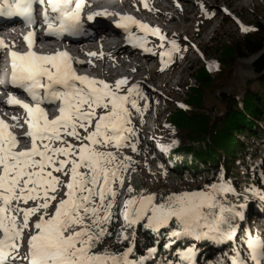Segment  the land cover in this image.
<instances>
[{
    "label": "snow or ice",
    "instance_id": "1",
    "mask_svg": "<svg viewBox=\"0 0 264 264\" xmlns=\"http://www.w3.org/2000/svg\"><path fill=\"white\" fill-rule=\"evenodd\" d=\"M142 3L151 10L147 0ZM86 6L91 7L86 0H0V20L19 19L33 29L23 37L29 49L26 53L11 50L15 44L9 46L0 39V58L3 51H9L13 89L32 101L24 102L16 93H9L7 100L9 106H19L25 113L30 148L17 150L20 141L11 129L23 127L19 118L12 117V125L0 118V264L18 260L26 264H148L161 238L164 249L175 251L179 264H199L197 245L201 241L230 246L231 251H224L209 264H264V237L250 229L242 237L240 234L250 198L264 209V187L246 184L238 189L223 173L218 176L219 183L206 185L203 190L160 197L129 186L120 213L123 225L117 234V242H126V246L119 252L108 248L96 251L106 237L113 235L109 229L117 219L119 191L129 170L135 172L133 165L139 163L124 149L139 154L133 110L142 117L148 106L142 107L140 101L146 102L149 97L138 84L122 91L129 85L127 77L113 85L79 75L74 64L84 62L74 60L66 50L54 54L34 50L40 27L38 10H42L46 36L77 38L86 35ZM113 15L119 16L114 27L122 30L131 47L152 52L147 47L150 35L159 38V47L165 46L166 37L160 29L131 15L101 10L89 13L86 19L98 23L97 17ZM133 28L144 35H137ZM168 43L171 47L162 59L166 56L165 62L172 63L173 54L181 49L176 40ZM88 55L104 58L103 52ZM57 104L59 114L50 119L44 105ZM69 137L78 143H72ZM177 145L173 140L171 145L159 148L168 153ZM251 167L259 168L260 184L264 185V158ZM230 196L244 203H233ZM29 202L34 206L22 207ZM53 202L55 209L50 213ZM33 217L37 219L31 223ZM138 226L153 235L152 245L143 253L137 249ZM26 233H30L28 251L21 255ZM185 240L192 243L174 248Z\"/></svg>",
    "mask_w": 264,
    "mask_h": 264
},
{
    "label": "rangeland",
    "instance_id": "2",
    "mask_svg": "<svg viewBox=\"0 0 264 264\" xmlns=\"http://www.w3.org/2000/svg\"><path fill=\"white\" fill-rule=\"evenodd\" d=\"M126 1L125 2L137 12L138 19L140 17L144 18V16L146 15H152L156 11V9H168L170 14L178 19L177 23L179 24H176L175 26H178L179 38L166 37V40H168H165V46L163 48H159V38L157 36H148V38L150 39H148L149 43L147 44V47L155 53L153 55L152 52H149L148 55L150 57H156V60L151 58L153 61L150 62V65L155 68L153 71H151V69L145 68L144 70L136 72L134 75L128 78L129 85L122 90L126 92L127 87H130L132 84H138L149 97L148 101L146 102L140 101L142 107L145 106V104H147L148 106V110L142 117L138 113H135V111L133 110V124L135 125L139 137V154L132 152L130 148L124 149V153L126 155L132 156L134 161L139 162L138 164L133 165V167H135L136 170H138V168L142 169L140 175L142 176L144 183L151 188L150 190L145 192L146 195L156 194L157 197H160L162 195L167 196L171 193L195 192L203 190L206 185L219 183V180L205 183L201 180L196 181L194 179H187L183 182L182 187L172 186L169 188H165V175L163 174V171L168 167L163 166V171L160 173L150 172L149 169L151 162L153 161V157H157L160 163H166V155L170 152L164 153L160 151L159 146L171 145L174 140V128L168 121V115L170 111H173L175 109V107L182 106V101L185 99L187 88L189 86H193L195 83V72L200 67H202V65H205L212 72V74L215 75L217 69H219L220 67L219 64L215 61V47L218 45L217 43L229 44L232 41L241 42L243 41L244 37V28H246L248 25H252L256 20H259L264 25V0H147L151 10L144 8L142 0ZM145 11L146 14L144 13ZM83 12L85 26L97 25L98 27L104 28V26H106L111 28L112 26H110V24H115L114 18H111L110 23V21H106V18L104 17H97L96 19L98 23H89L86 18L89 13L95 11H93L91 8L85 7ZM36 20L39 25H42V27L38 29V32L44 33L45 27L43 24L42 10H38L36 14ZM2 21L7 22L8 19H3ZM12 28L14 29V27ZM133 31L137 35H144L136 28H133ZM28 32L26 33V35L28 34ZM98 34L101 36L102 32L98 31ZM89 35L90 34L87 33L85 37H88ZM6 37L7 39L11 38L10 35H6ZM121 37L126 40L125 35L123 36V34H121ZM171 40H176V42L178 41L177 44L180 46L181 51L173 54L172 63H166L165 61H167V57L165 56L162 59V54L167 51V49H164L165 47L170 49L171 46L168 41ZM117 49H113V51L109 48H105L106 52L104 51V53L115 54L118 51ZM136 49L139 55L147 54L142 49ZM5 51L3 52L4 54L2 53V56H6V54L9 53L7 50ZM72 53L74 55H77V52L75 50L72 51ZM4 56L3 58H0L2 59V67H0V79L8 69L6 64H9L7 60H5ZM86 61L88 63L89 61L93 63V61L90 59H86ZM146 64H148L146 60H142V62L140 63V65L144 67H146ZM113 66L114 61L109 60L107 67L111 69ZM127 67L129 68L131 66ZM194 67L195 71H192ZM102 68L103 66L100 65L99 69L101 70ZM133 68L135 67L132 66V70ZM160 71H162L161 74L157 75V72ZM116 72L120 74L122 73L123 75L126 74L125 70L121 68H117ZM263 74L264 47L260 52L256 54H245L244 57L237 59L229 77L225 79L224 83L217 90L215 97L212 98L211 104H209V114L212 117H218L219 114H222L224 112L223 105L221 104L222 101H226L230 98V96L235 98H242L244 91L247 89L249 83L253 82V80L257 79L258 77H260V75ZM94 77L96 78V75H94ZM108 78H111V82L109 83L113 85L115 84L114 82L119 80L117 77L108 76ZM102 80H105L107 82L106 79ZM0 110L4 112L6 109L2 105H0ZM6 113H11L10 115L12 117H17L21 116L22 110L10 112L9 110H6ZM20 123L22 124V122ZM80 131L83 134V130ZM68 139L71 140L72 143H78L77 141L72 140V138L70 137ZM240 140L241 142H247L243 138ZM23 143L24 146L23 144L19 145L17 150L30 148L31 145L27 144L26 141H24ZM56 146H59V144H57ZM109 150L114 151V149ZM247 171L250 174V180L258 177L254 175L256 171L255 169H248ZM133 173L134 172L129 170L128 174L125 177L124 188L120 189L119 191L118 203L115 209L117 219L113 222L109 229L111 232H113V235L110 237H106L103 243L98 246L96 251L108 248L119 252L126 246V242L125 244L117 242V234L119 233L123 225V220L122 217H120V213L124 208L126 200L128 199L127 188L129 186H132L131 177ZM258 182L259 184L255 185L263 187V185L260 184L259 178ZM244 186L245 184H240V188H243ZM62 195L63 194L61 193L57 197V199L59 200ZM133 195L135 194L133 193ZM228 199L233 203H244V201H238L231 196ZM157 202H159V200ZM250 205H252V209H249L245 213V218L247 220L245 221L244 219V221L240 224L244 225L245 223L247 229H250L253 233H259L261 237H264V209L259 206V202L252 200L251 198L248 202V208ZM32 206H34L33 202H29L28 205H22V207ZM54 209L55 202H53V206L49 209V212H53ZM36 219L37 217H33L31 223H34ZM29 235L30 233L25 234L24 246L20 249L21 255H24L28 251L27 239ZM187 241L192 243V241L190 240ZM206 242L207 241L198 242L197 246L201 247ZM216 246L218 247V249L219 247H221V245ZM221 253L222 252L218 250L215 253L216 255L214 254L215 256L210 253L208 255L209 258L214 256L212 257V260H214L216 257L220 256ZM212 260L207 261L206 259H203L202 264H209V262ZM15 264H26V262L23 260H18L15 262ZM176 264H179V262L177 261Z\"/></svg>",
    "mask_w": 264,
    "mask_h": 264
},
{
    "label": "trees",
    "instance_id": "3",
    "mask_svg": "<svg viewBox=\"0 0 264 264\" xmlns=\"http://www.w3.org/2000/svg\"><path fill=\"white\" fill-rule=\"evenodd\" d=\"M246 28L251 31H244L243 41L217 43L215 61L220 67L215 75L202 65L195 72L194 85L187 88L182 106L169 112L168 121L174 128L173 139L178 141V145L166 155V163H160L157 157H153L150 165V172L155 173L163 171L159 165L168 167L165 169V188L182 187L187 179L210 183L218 180L221 173L238 189L240 184H259V168H252L251 165L259 158H264V74L249 83L242 98L230 96L222 101L224 112L218 117L209 114V104L229 77L236 60L245 54H256L264 47L263 23L256 20ZM192 71H195V67ZM242 138L247 142H241ZM248 169H255L254 175L258 177L250 180ZM141 170L138 168L133 173L131 184L137 191L146 192L151 188L144 183ZM249 209H252V205ZM245 230L246 225L240 224L241 237ZM136 240L138 253H143L147 246L152 245L153 235L138 226ZM188 244L191 243L185 240L180 245H174V248ZM203 245L198 247L199 264H202L203 259L212 260L218 250L222 253L231 251L227 244L219 249L212 243ZM209 253L215 255L209 258ZM165 260L168 264L179 262L175 251L163 248L161 238L158 251L155 257L149 258L148 264H165Z\"/></svg>",
    "mask_w": 264,
    "mask_h": 264
},
{
    "label": "bare ground",
    "instance_id": "4",
    "mask_svg": "<svg viewBox=\"0 0 264 264\" xmlns=\"http://www.w3.org/2000/svg\"><path fill=\"white\" fill-rule=\"evenodd\" d=\"M125 1L126 0H91V1H86V4H90L91 7H88V8H91L95 12L101 11V10H107L109 12L118 13L120 15H131L135 19H137V20H139L145 24H148L152 28L160 29L161 34H163L167 38H179L178 26H175L176 24H179V23H177L178 19L175 18L172 14H170L168 9H156V11L152 15L151 14L149 16L146 15V16H144V18L140 17L138 19L137 18V15H138L137 12L134 9H132L126 3L127 1L126 2ZM168 1H173V0H168ZM144 13L146 14V11ZM111 18H114V22L116 23V21H118V19H119V16H117V15L109 16L106 18V21H108V22L110 21V23H111ZM187 20H188V18H187ZM104 22H105V20H104ZM12 27H14V29ZM41 27H42V25H40L39 28H41ZM38 29L36 30L37 44H36L34 50L37 51L39 54H54L57 51H65V50L68 51L70 53V55L74 58V60L84 62L83 64H74V67L76 68L79 75H85V76H89L92 78H95L94 75H96L95 79H100V78L106 79L107 82L109 83V82H111V78H108V76L109 77H117L118 79L125 78V77L129 78L132 75H134L136 72L144 70L145 68L151 69V71H153L155 68V67L153 68L150 65V62L153 61L152 59L156 60V57H153V56L150 57L148 55V53L139 55L137 52V49L128 45L126 43V41H120V45L117 49L118 51L115 54L114 53H104L105 48H108L106 45L107 44L106 40L107 39L116 40L118 35L123 34L122 30L117 29V28L113 29V26L111 28L106 27V26H104V28L98 27L97 25L85 26L86 34L87 33L90 34L88 37L87 36L85 37V35H84L82 37H77V38H63V39L48 37L45 35V32L44 33L38 32ZM32 30H33L32 28L27 27L26 24L22 20H19V19L8 20L7 22L0 20V39L5 41L9 46H11L14 43L15 48H12L11 50H14V51H17L20 53L28 52L29 49L27 48V45H26L23 37L26 36V33L28 31H32ZM98 31L102 32L101 36L98 34ZM6 35H10L11 38L7 39ZM148 39H150V38H148ZM72 45H74L75 47L72 48ZM188 46H190V45H188ZM164 49L169 50L167 47H165ZM74 50L77 52V55H74L72 53V51H74ZM92 52H95V53L103 52L104 58L98 59L97 57L89 56L88 54L92 53ZM3 56H2V58H3ZM182 57H184V56H182ZM4 58H5V60H7V62L9 64H11L9 53L6 54V56H4ZM86 59L92 60L93 63H88L86 61ZM109 60L114 61V66L111 69L109 67H107ZM142 60H146L149 65L146 64V67L140 65ZM9 64H6L8 68H9ZM100 65L103 66V68L101 70L99 69ZM127 66H131V67L128 68ZM132 66L135 67V68H133V70H132ZM117 68L124 69L126 74L123 75L122 73L121 74L117 73L116 72ZM10 69H11V67H10ZM161 72L162 71L157 72V75H160ZM9 93H16L18 99H20L24 102L30 103V104L32 103V101L30 100V98L26 94H23L18 89H13L12 85H9L6 92L3 95L4 99L2 100V104H1L6 110H9V112L10 111H16V110H18V111L22 110L21 108H19V106H9L7 104V98H9ZM1 95H2V93H1ZM44 107L46 108V111L48 112V116L50 119L55 118L59 114L58 113V104L56 106L44 105ZM23 113H24V111L22 110L21 115H23ZM9 114H11V113H9ZM12 115H14V114H12ZM17 130L18 129H16L15 131H17Z\"/></svg>",
    "mask_w": 264,
    "mask_h": 264
}]
</instances>
